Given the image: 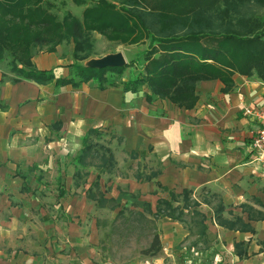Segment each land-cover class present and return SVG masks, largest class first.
<instances>
[{
  "label": "crops",
  "instance_id": "obj_1",
  "mask_svg": "<svg viewBox=\"0 0 264 264\" xmlns=\"http://www.w3.org/2000/svg\"><path fill=\"white\" fill-rule=\"evenodd\" d=\"M63 48L37 52L34 68L71 77L73 48ZM11 77L0 65V264H264V219L248 212L264 214V161L251 147L260 123L246 112L264 110L262 80L235 74L227 92L219 80L201 82L197 103L185 109L122 84L102 90L94 81L74 87ZM90 130L105 135L117 161L100 177L114 209L88 198L99 171L75 163ZM183 191L198 204L181 220L156 216L160 199ZM220 202L224 218L241 217L254 232L218 225ZM174 205L183 208L182 198ZM194 211L205 217L203 233ZM128 213L156 225L134 252L111 244L114 224L123 215L130 221ZM155 234L161 250L146 255Z\"/></svg>",
  "mask_w": 264,
  "mask_h": 264
},
{
  "label": "trees",
  "instance_id": "obj_2",
  "mask_svg": "<svg viewBox=\"0 0 264 264\" xmlns=\"http://www.w3.org/2000/svg\"><path fill=\"white\" fill-rule=\"evenodd\" d=\"M95 32L118 45L146 44V49L124 67L92 69L81 62L96 55ZM64 43L74 46L71 77L55 79L52 71L34 68L32 58L37 52H55ZM0 65L9 67L12 83L28 80L46 85L54 81L58 86L79 87L94 81L102 90L122 84L126 92L145 89L149 102L163 99L192 109L201 82L219 80L226 92L234 87L235 74L264 82V0H97L84 9L82 19L70 12L60 17L51 0H0ZM128 67L138 71L124 80ZM104 136L90 130L75 163L81 169L94 167L99 171L88 198L114 209L115 200L106 199L100 186L101 175L113 174L117 166L113 150L101 142ZM76 176L82 177L81 171ZM158 176L155 172L146 179ZM181 198L183 208L174 205ZM197 204L189 191L171 193L170 200L158 201L156 216L181 220L184 209ZM225 211L221 202L214 209L218 225L254 232L241 217L224 218ZM248 212L252 220L264 219L262 213ZM194 215L202 217L203 233L205 217L198 211ZM243 248L242 243L236 245L241 259L247 256ZM160 250L155 234L144 254L156 255Z\"/></svg>",
  "mask_w": 264,
  "mask_h": 264
},
{
  "label": "rangeland",
  "instance_id": "obj_3",
  "mask_svg": "<svg viewBox=\"0 0 264 264\" xmlns=\"http://www.w3.org/2000/svg\"><path fill=\"white\" fill-rule=\"evenodd\" d=\"M95 1L97 0H86L85 4L78 5L73 0H51L53 3V10L58 13L60 17H62L65 12H70L80 19L83 18L84 9ZM93 39L95 43L96 55L91 59L101 58L108 54L122 53L129 62L138 52L146 49V44L132 46L118 45L114 42L108 41L104 36L96 32L94 33ZM61 46L64 47V50H71L74 47L71 43H64L61 44ZM91 59L81 62V64L86 65ZM137 71L138 69L136 67H128L125 70L124 77L131 78L137 73ZM127 215H129V213ZM125 217V215L121 216L114 224L115 227L113 228L114 231H118V237H116L111 244L114 246L117 245L119 250H131V252H134L135 249H142L146 247V239L149 237V233L153 231V229H156V225L139 221L140 217L133 214L129 215L130 221L125 220ZM134 220H138V222H135Z\"/></svg>",
  "mask_w": 264,
  "mask_h": 264
},
{
  "label": "built area",
  "instance_id": "obj_4",
  "mask_svg": "<svg viewBox=\"0 0 264 264\" xmlns=\"http://www.w3.org/2000/svg\"><path fill=\"white\" fill-rule=\"evenodd\" d=\"M246 112L248 114H255L259 120L260 126L252 139L251 147L253 152L256 154V159L259 161H264V110H258L254 113L252 109L247 108Z\"/></svg>",
  "mask_w": 264,
  "mask_h": 264
},
{
  "label": "water",
  "instance_id": "obj_5",
  "mask_svg": "<svg viewBox=\"0 0 264 264\" xmlns=\"http://www.w3.org/2000/svg\"><path fill=\"white\" fill-rule=\"evenodd\" d=\"M128 64L122 53L108 54L101 58L91 59L85 66L102 70L105 68H121Z\"/></svg>",
  "mask_w": 264,
  "mask_h": 264
}]
</instances>
